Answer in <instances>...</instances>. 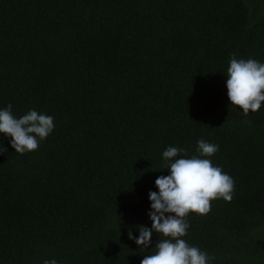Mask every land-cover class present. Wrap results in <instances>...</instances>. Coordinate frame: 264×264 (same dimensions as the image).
Wrapping results in <instances>:
<instances>
[{"label":"trees","instance_id":"obj_1","mask_svg":"<svg viewBox=\"0 0 264 264\" xmlns=\"http://www.w3.org/2000/svg\"><path fill=\"white\" fill-rule=\"evenodd\" d=\"M264 63V0H0V109L54 117L38 150L0 133V264H141L163 151L234 180L231 202L189 213L210 264H264V102L230 104V57Z\"/></svg>","mask_w":264,"mask_h":264},{"label":"clouds","instance_id":"obj_2","mask_svg":"<svg viewBox=\"0 0 264 264\" xmlns=\"http://www.w3.org/2000/svg\"><path fill=\"white\" fill-rule=\"evenodd\" d=\"M226 88L230 104L238 106L247 115L255 113L264 102V63L254 59L230 57L227 68ZM55 128L54 117L29 109L21 117L12 112V105L0 109V133L11 138L15 153H31L39 148ZM218 145L203 139L197 141V155L188 157L187 150L167 147L163 153V167L169 175L159 176L155 185L158 192L150 191L148 216L152 227L135 226L139 236L129 229L128 239L141 251L149 249L153 234L159 235L153 254L144 255L141 264H210L211 257L196 246L189 245L183 237L190 224L186 217L195 213L201 216L211 211V201L222 198L231 202L234 180L222 168L214 166L211 157ZM0 148L6 150L2 145ZM7 151V150H6ZM43 264H58L45 260Z\"/></svg>","mask_w":264,"mask_h":264}]
</instances>
